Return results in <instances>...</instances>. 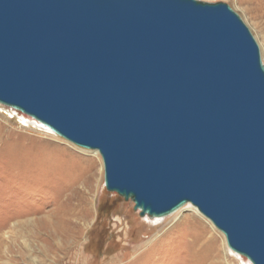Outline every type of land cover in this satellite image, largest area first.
<instances>
[{"label":"water","instance_id":"obj_1","mask_svg":"<svg viewBox=\"0 0 264 264\" xmlns=\"http://www.w3.org/2000/svg\"><path fill=\"white\" fill-rule=\"evenodd\" d=\"M0 105L97 151L139 217L192 205L264 264V65L198 0H0Z\"/></svg>","mask_w":264,"mask_h":264},{"label":"rangeland","instance_id":"obj_2","mask_svg":"<svg viewBox=\"0 0 264 264\" xmlns=\"http://www.w3.org/2000/svg\"><path fill=\"white\" fill-rule=\"evenodd\" d=\"M198 1L227 4L249 29L264 65V0ZM10 113L0 108V264L245 260L230 254L225 237L191 205L161 221L139 217L130 200L104 188L96 151L23 128Z\"/></svg>","mask_w":264,"mask_h":264},{"label":"bare ground","instance_id":"obj_3","mask_svg":"<svg viewBox=\"0 0 264 264\" xmlns=\"http://www.w3.org/2000/svg\"><path fill=\"white\" fill-rule=\"evenodd\" d=\"M0 108H7V107H5V106H2V105H0ZM8 111L9 112H11L10 114H11V116L12 117H16L17 119H18V121H19V124L21 125V126H23V128L24 127H28V128H30V129H34V130H37V131H39V132H43V133H47V134H51V135H54L56 138L58 137V138H60L58 135H56L54 132H52L50 129H48L47 127H45L44 125H42V124H40L39 122H37V121H35V120H33L32 118H29V117H27V116H24V115H22V114H20V113H18L17 111H15V110H13V109H10V108H8ZM10 117V116H9ZM62 139V138H61ZM70 144V143H69ZM73 145V144H72ZM75 146V145H74ZM96 153H98L97 151H96ZM99 155V154H98ZM100 157V156H99ZM103 170V169H102ZM83 192H84V194H85V196L88 198V192L87 191H85V190H83ZM83 194V195H84ZM186 205H190V204H186ZM185 205V206H186ZM192 206V205H191ZM193 207V206H192ZM194 208V207H193ZM66 209V208H65ZM70 209V208H69ZM66 211V210H65ZM179 211V210H178ZM59 213H60V211H58ZM198 212V211H197ZM61 213H70V212H61ZM176 213H178V212H173L172 214H170V215H168V216H165V217H154V218H150V219H153V220H155V222L156 221H161V220H163V219H167V218H170V217H173ZM65 216V215H64ZM67 218V217H66ZM143 218V217H142ZM149 217L148 216H145V218L144 219H148ZM58 219V218H57ZM175 219V218H174ZM65 221V220H64ZM82 221V220H81ZM214 227V226H213ZM54 234V233H53ZM222 234V233H221ZM223 235V234H222ZM224 236V235H223ZM227 246V245H226ZM228 249V248H227ZM229 250V252H230V254L233 256H238L239 254H237V253H235V252H233V251H231L230 249H228ZM239 256H241V255H239ZM238 256V257H239ZM241 257H243V256H241ZM240 258V257H239ZM244 258V257H243ZM241 260V259H240ZM242 264H250L246 259L245 260H243L242 261Z\"/></svg>","mask_w":264,"mask_h":264}]
</instances>
